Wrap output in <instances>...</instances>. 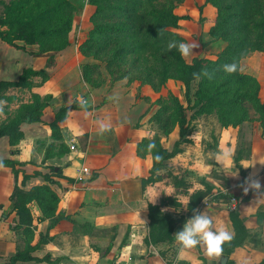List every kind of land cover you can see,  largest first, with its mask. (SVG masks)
Returning a JSON list of instances; mask_svg holds the SVG:
<instances>
[{
    "label": "crops",
    "instance_id": "0c3cea01",
    "mask_svg": "<svg viewBox=\"0 0 264 264\" xmlns=\"http://www.w3.org/2000/svg\"><path fill=\"white\" fill-rule=\"evenodd\" d=\"M212 7L204 6L209 10ZM36 51V44L16 49L0 43V80H15L27 67L44 69L48 79L41 82L39 76H34L33 81L38 83L30 93L50 96L41 121L20 124L23 137L17 145H10L7 136L0 137V160L17 162L18 170L15 176L10 166H0V264L26 245L34 247L32 258L15 264H223L222 254L210 260L203 245L181 252L175 238L172 243H146L148 203H158L174 187L162 178L142 188L141 179L149 175L152 158L137 154V143L150 135L148 114L138 120L148 108L135 97L134 86L139 83L125 87L122 81L112 87L103 84L91 88L82 79V56L77 47L70 45L57 53L53 65L47 64L45 56H34L32 52ZM240 70L257 78L259 96L264 99V52L254 51L242 58ZM12 89L7 94L13 93ZM74 101H78V108L69 110L59 122L60 138L53 139L48 123L61 106ZM82 102H86L84 106ZM197 121L191 135L194 143L183 144L182 151L165 162L166 167L173 175L191 170L193 176L204 178L221 191L235 192L240 199L249 195L237 208L251 236L232 252L230 260L232 264H259L264 258V129L257 121L223 128L215 114ZM101 124L108 126L103 134ZM213 135L217 149H206L205 143ZM173 136L172 144L178 133ZM237 155L245 181L250 177L258 180L260 191L249 188L245 194L247 185L245 181L240 183L241 174L234 164ZM83 166L90 173H82ZM52 167L61 172V176H52L55 183L51 187L59 195L55 215L40 219L42 212L33 200L27 204L31 222L19 225V215L10 199L14 187L28 190L46 183L44 175L51 173ZM192 191L189 188L188 194L178 196L181 206L175 213L173 206L165 210L173 217H187ZM231 206L228 199L219 198L209 204L200 203L195 210L205 211L214 228H225L233 235ZM184 223L175 227L173 237Z\"/></svg>",
    "mask_w": 264,
    "mask_h": 264
},
{
    "label": "trees",
    "instance_id": "16d2710c",
    "mask_svg": "<svg viewBox=\"0 0 264 264\" xmlns=\"http://www.w3.org/2000/svg\"><path fill=\"white\" fill-rule=\"evenodd\" d=\"M182 1L87 0L94 8L90 16L92 27L88 37L77 46L78 52L83 55L99 56L108 51L110 63L120 61L126 55L134 56L136 61H159L160 63L153 64L154 67L147 65V74L140 79L141 83L147 82L158 88L165 87L166 82L172 79L183 85V101L172 92L160 95L152 101V104L158 106L151 117L158 126V131L137 143V154L141 157L149 154L152 158L149 175L141 179L142 188L159 179L158 170L168 159L182 151L183 144L193 142L190 138V120L216 113L223 128L237 127L243 122L257 120L264 129V99L259 96L260 84L256 77L240 70L242 58L254 51L264 52V0H204V5L210 4L216 10L214 22L208 32L212 39L225 41V46L214 58L194 57L190 62L185 61L176 49L167 50V44L171 40L184 42L180 33L172 30L179 28L180 20L187 19V16L178 15L173 11ZM79 7L70 0H9L3 3V13L0 15V40L16 49L36 44L38 51L32 54L45 56L47 64L53 65L55 55L71 45L69 35L74 13ZM19 41L23 44H18ZM233 61L238 63L239 70L227 75L223 72L222 66ZM80 68L83 81L91 88L99 87L103 83L99 77L98 79L94 76L95 70L98 69L97 64H85ZM202 69H207L215 75L211 80L203 76L199 80L194 79L193 73H199ZM154 70L155 76H158V84L152 83L151 80ZM34 76H39L41 82L48 79V73L44 69L35 70L27 67L15 80H0V97H3L9 88L30 91L35 85ZM121 78L123 76L120 75L117 79ZM30 94L31 99L20 105L12 118L0 124V137L7 136L12 146L17 145L23 137L20 124L41 121L43 110L50 99V96H41L34 92ZM78 104V101H74L56 111L54 119L48 123L53 139L60 138L59 122L68 116L69 110L78 108ZM188 111H191L190 116ZM175 128L178 129V138L170 148L165 147L162 139H167ZM150 143L155 144V149L151 152L147 149ZM156 155L161 159L156 160ZM239 160L240 155L234 157L242 184L246 175ZM0 162L10 166L15 176L18 174L15 168L17 162L9 159ZM52 176H61L60 170L54 171L52 167L51 173L44 175L46 183L28 190L17 185L14 187L10 199L19 215V225L31 222L27 204L33 200L42 212L40 219L55 215L59 195L51 187V184L55 183ZM24 178L28 177L25 175ZM173 180L174 194L163 195L158 203H148L149 230L146 239L148 245L172 243L174 240L172 232L175 227L186 222L187 217L191 218L194 210L204 200L210 203L214 199L231 198V195L219 191L213 184L200 178L201 187L195 188L189 194L187 217L183 214L173 217L165 209L181 205L178 190L186 183L183 177L177 175H173ZM248 198L249 195L241 199L236 197L237 204ZM237 204L235 209L229 211L234 234L230 244L224 245L223 264H232L230 260L232 252L251 236L239 215ZM261 218L262 214L259 212L257 214L259 224ZM32 249L33 246L26 245L23 251H17L4 264H15L20 260L31 259ZM259 264H264V258Z\"/></svg>",
    "mask_w": 264,
    "mask_h": 264
},
{
    "label": "rangeland",
    "instance_id": "374dc122",
    "mask_svg": "<svg viewBox=\"0 0 264 264\" xmlns=\"http://www.w3.org/2000/svg\"><path fill=\"white\" fill-rule=\"evenodd\" d=\"M9 0H0V15L3 13V3H7ZM75 5L80 6L78 10L74 13L73 17V25L72 29L70 31V40L71 45L74 47H77L78 44H80L83 40H85L88 37V32L92 27V22L90 21V16L93 13V6H90L87 2V0H70ZM204 0H183L181 3L177 4L174 8V12L178 15H184L187 16V19L180 20L179 28L178 29H172L176 32L180 33V35L184 38V43L188 44H196L198 47L193 49V53L189 56L184 58L185 61L190 62L194 57H207V58H214L216 53H218L224 46L225 41L221 39H212L210 36L208 30L210 26L214 22L215 17V8H204L203 4ZM21 42V41H19ZM0 43L4 44L3 41L0 40ZM81 54V53H80ZM251 54V53H250ZM82 59L80 57V67L85 64H97L98 69L95 70L94 76L97 78L99 77L102 80V84L99 86L101 87L103 84L104 86L107 85L109 87H112L117 82H123L124 85L127 86L131 85L135 82L139 83L137 86H134L136 89L135 97L138 100H142L147 104L148 108H145V112L139 117L138 120L144 115L148 114L147 117V125L149 128V136H152L154 133H156V130L158 131V126L152 121L151 117L157 110L158 106L152 104V101H154L156 98H158L160 95H166L168 92H172L173 94L177 95L182 101H183V85L178 82L174 81L172 79H169L166 82L165 87H154L150 83H141V78L145 77L147 74V65H150L148 67H154V63H160L159 61L156 62H145L138 60L136 61L134 56L126 55L122 60H118L117 62L110 63V53L108 51L104 52L103 54H100L99 56H93V55H83L81 54ZM149 56V55H148ZM248 56V55H247ZM129 65H131L129 67ZM81 69V68H80ZM156 70V69H155ZM155 70L151 74V80L152 83L158 84V76H155ZM123 76L121 79H117L119 76ZM40 78V77H39ZM98 78V79H99ZM41 81V79H40ZM38 83V82H34ZM98 88V87H96ZM9 90V89H8ZM4 92L3 97H0V100L6 101L7 103L3 107V114L0 115V124L10 118H12L19 108L20 105L26 103L31 99L30 91L23 88H15L12 89L13 93L7 94L9 91ZM6 97H12V99H7ZM148 97V99H147ZM211 113L208 115L203 116H210ZM188 115H191V111H188ZM202 116L197 118L196 120H190L189 121V128L191 130L190 138L195 130L196 125L199 123L197 121ZM217 117V115H216ZM218 119V118H217ZM257 120H250L247 122H252ZM210 122H212L210 120ZM258 122V121H257ZM260 124V123H259ZM138 123L136 122V126ZM178 129L175 128L172 132L169 139H162L163 145H172V141L174 136L177 135ZM176 137V136H175ZM192 139V138H191ZM217 138L213 135L212 139L205 143V148L209 150H216L217 145ZM193 141V140H192ZM194 141L192 142V144ZM162 168V169H161ZM158 172L159 179L166 178L170 181V185L174 187L171 194L175 193V186H174V180H173V174L169 169L166 167V164H164L161 167ZM177 176L183 177L185 184H183L179 188V195H185L189 193L190 190L193 188L195 184H199L200 177L193 176V172L191 170L185 169L182 170ZM173 181V182H172ZM186 185H189L188 187ZM219 190V189H218ZM220 191V190H219ZM225 194L231 195V198L228 199L230 203H233L232 198L236 199L237 194L235 192H229L228 190L223 191ZM178 195V196H179ZM179 199V198H178ZM216 199L212 200L210 203L215 201ZM234 204V203H233ZM181 206V205H180ZM174 209L173 212L175 213V209L179 208L173 206ZM177 211V210H176Z\"/></svg>",
    "mask_w": 264,
    "mask_h": 264
},
{
    "label": "clouds",
    "instance_id": "9594fccd",
    "mask_svg": "<svg viewBox=\"0 0 264 264\" xmlns=\"http://www.w3.org/2000/svg\"><path fill=\"white\" fill-rule=\"evenodd\" d=\"M196 47H198L196 44L177 42L176 40H171L167 44L168 51L176 49L182 58L189 57ZM222 70L227 75H232L239 70V65L237 62L233 61L232 63L224 64ZM214 75L215 73H210L207 69H202L199 73H193V77L196 80H199L202 76L211 80ZM6 103V101L0 100V115L3 114V107ZM85 103L86 102H82V106H84ZM106 131H108V126L101 124L100 133L103 134ZM147 149L151 152L155 149V144L150 143ZM155 159L160 160L161 157L156 155ZM0 166H2V162H0ZM236 175H238V173ZM245 185H247V187H244L245 194L248 192L249 188L256 192L260 191V183L254 178H248L245 181ZM174 238L176 243L180 246L181 252L203 245L206 250V255L212 260L221 256L224 245L230 244L233 235L225 228H214L212 218L207 215L205 211L194 210L193 216L184 223L182 230L178 231L174 235Z\"/></svg>",
    "mask_w": 264,
    "mask_h": 264
},
{
    "label": "built area",
    "instance_id": "2783aa9c",
    "mask_svg": "<svg viewBox=\"0 0 264 264\" xmlns=\"http://www.w3.org/2000/svg\"><path fill=\"white\" fill-rule=\"evenodd\" d=\"M74 148H75L74 145H70V149H71V150H74ZM81 172H82V173H85V174H88V173H90V170H89L88 167L83 166V167L81 168ZM232 201H233L234 204L232 203L231 209H235L236 204H237V200L234 199V198H232ZM202 203H203V204H209L206 200H204Z\"/></svg>",
    "mask_w": 264,
    "mask_h": 264
}]
</instances>
